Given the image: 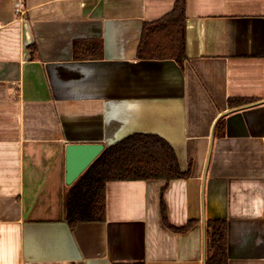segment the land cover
Here are the masks:
<instances>
[{"label":"crops","instance_id":"0c3cea01","mask_svg":"<svg viewBox=\"0 0 264 264\" xmlns=\"http://www.w3.org/2000/svg\"><path fill=\"white\" fill-rule=\"evenodd\" d=\"M177 2L0 0V264H208L212 225L264 264V0H184L183 62L139 57ZM139 133L188 176L107 181L71 224L67 144Z\"/></svg>","mask_w":264,"mask_h":264},{"label":"trees","instance_id":"16d2710c","mask_svg":"<svg viewBox=\"0 0 264 264\" xmlns=\"http://www.w3.org/2000/svg\"><path fill=\"white\" fill-rule=\"evenodd\" d=\"M184 0H178L173 11L153 22L144 23L139 57L149 59L173 58L182 63L185 53ZM176 152L156 135L134 134L105 147L102 153L79 177L69 192L67 218L101 220L105 213V184L110 180L185 178ZM211 247L215 253L208 264H221L224 251L225 227L212 225ZM219 262L217 263V261Z\"/></svg>","mask_w":264,"mask_h":264},{"label":"water","instance_id":"95a60500","mask_svg":"<svg viewBox=\"0 0 264 264\" xmlns=\"http://www.w3.org/2000/svg\"><path fill=\"white\" fill-rule=\"evenodd\" d=\"M105 145L102 143H69L66 146L67 184L74 183L80 175L102 153Z\"/></svg>","mask_w":264,"mask_h":264}]
</instances>
